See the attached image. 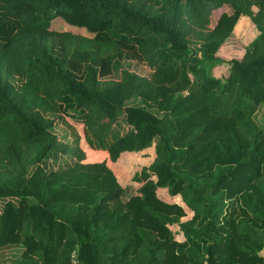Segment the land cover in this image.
Instances as JSON below:
<instances>
[{"label": "trees", "instance_id": "1", "mask_svg": "<svg viewBox=\"0 0 264 264\" xmlns=\"http://www.w3.org/2000/svg\"><path fill=\"white\" fill-rule=\"evenodd\" d=\"M252 1L255 15L240 0H0V247H23L3 264H264V131L253 119L264 103V0ZM242 16L257 35L223 78L210 75ZM191 47L200 58L178 64ZM124 56L151 74L101 80ZM132 97L162 115L123 108ZM65 107L79 139L112 163L154 145L128 199L105 161H84L51 132L47 114ZM122 108L130 129L112 138ZM53 152L74 160L47 170ZM233 199L252 222L231 216ZM186 208L193 218L181 221Z\"/></svg>", "mask_w": 264, "mask_h": 264}, {"label": "rangeland", "instance_id": "2", "mask_svg": "<svg viewBox=\"0 0 264 264\" xmlns=\"http://www.w3.org/2000/svg\"><path fill=\"white\" fill-rule=\"evenodd\" d=\"M245 6L249 7L251 12L255 15L258 12V6L253 4L252 0H240ZM48 15H52V11L48 10ZM258 30L256 23L249 16H242L236 25L234 26L231 34L226 38L220 47L218 55L220 60H215L206 64L207 71L210 75H214L219 78H223L229 69V60L232 57H241L245 52L247 45L257 35ZM199 46V45H198ZM116 54H113L111 58H115ZM193 57L200 58V53L197 47H191L185 54L180 56L178 64L182 63V66H186ZM165 60L173 61L174 54L165 49ZM119 68L113 70L111 74L102 77L101 80H119L122 70H128L134 72L140 76H149L151 69L140 58H130L127 56L119 58ZM9 80L16 86H18L24 77L18 75H9ZM140 106L148 111L161 116L159 112L153 106L147 104L140 97H132L124 102L125 106ZM120 109L118 117L114 123L110 126L109 133L112 138H118L130 129V126L125 121L124 109ZM47 116L54 119V126L51 128V132L56 135V138L60 142L67 143L71 146H79L82 148L85 154L84 161H105L110 167L112 172L117 177L119 183L125 188V194L123 199H128L135 193L136 189L140 186V183L133 180V177L142 169L148 167L155 157L154 145L141 151L124 152L121 154L116 162H111L107 153L103 150L90 149L85 140L79 139V133L82 131V127L75 123L71 118L72 109L65 107L56 113H48ZM253 119L257 125L264 131V103H262L258 110L253 114ZM70 153H50L41 163V165L47 170H56L64 168L68 163L74 160V157L69 155ZM35 168L34 164L27 166L28 175H30ZM160 195H166L165 190H159ZM177 199V198H174ZM6 201L5 198H0V212ZM177 201H180L177 199ZM229 212L231 216L242 222H252V218L240 208L239 202L235 199L229 200ZM228 212V209H227ZM194 213L186 208V214L180 218L181 221L192 220ZM262 233L264 227L257 226ZM172 230L177 232L176 237L181 239V233H178V227L176 225L171 226ZM23 251L21 245H7L0 247V264L13 263L20 259ZM264 253V249L262 251Z\"/></svg>", "mask_w": 264, "mask_h": 264}]
</instances>
